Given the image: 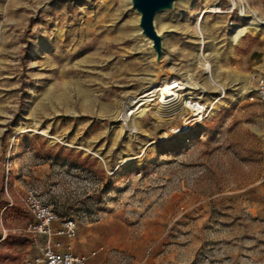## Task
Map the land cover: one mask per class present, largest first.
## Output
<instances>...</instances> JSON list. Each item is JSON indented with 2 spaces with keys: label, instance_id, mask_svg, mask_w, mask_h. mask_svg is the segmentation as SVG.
Listing matches in <instances>:
<instances>
[{
  "label": "rangeland",
  "instance_id": "rangeland-1",
  "mask_svg": "<svg viewBox=\"0 0 264 264\" xmlns=\"http://www.w3.org/2000/svg\"><path fill=\"white\" fill-rule=\"evenodd\" d=\"M232 1L161 12L157 63L130 0H0V264L41 257L32 206L75 221L61 242L88 264H264V105L249 101L264 26L234 44L250 15ZM153 74L192 75L207 117L174 135L186 111L154 101L124 120Z\"/></svg>",
  "mask_w": 264,
  "mask_h": 264
},
{
  "label": "built area",
  "instance_id": "built-area-1",
  "mask_svg": "<svg viewBox=\"0 0 264 264\" xmlns=\"http://www.w3.org/2000/svg\"><path fill=\"white\" fill-rule=\"evenodd\" d=\"M171 83L167 91L156 86L155 96L157 101L163 98L172 99L171 103L177 102L175 113L186 111L187 115L180 128L172 130L174 135H180L186 132L194 123L201 122L207 115L206 104L193 95H188L184 99H179L176 95L182 91L192 94V90H187L185 81L179 76L170 78ZM161 84V83H160ZM250 86L252 94L249 97L250 102H259L264 105V60L250 77ZM197 90V89H195ZM165 92V95H162ZM174 93L173 95H167ZM162 104V103H161ZM29 213L33 222L27 224L26 233L40 235L44 238V244L41 249V257H32L23 264H88L85 260L72 253L70 247L64 246L61 240H71L76 236L77 225L73 219H62L58 227L53 224L58 222L57 215L49 207L32 206Z\"/></svg>",
  "mask_w": 264,
  "mask_h": 264
},
{
  "label": "bare ground",
  "instance_id": "bare-ground-1",
  "mask_svg": "<svg viewBox=\"0 0 264 264\" xmlns=\"http://www.w3.org/2000/svg\"><path fill=\"white\" fill-rule=\"evenodd\" d=\"M181 1L182 0H176L175 3L181 2ZM175 3L173 4V6L175 5ZM232 3H233V6H238L240 8L242 16H246L247 14L250 15L249 16L250 17V23L247 26H245V27L236 26L234 28L231 40L234 44L235 43L237 44L238 40L241 37H243L246 33H248L251 29L256 30V28H255L256 26H264V20H262L260 17H258L256 15V13L252 10V8L250 7V5L248 4L247 1H245V0H233ZM211 12L219 13L220 11L213 8L211 10ZM160 16H161V12L157 13L154 17V20H153L154 28H155V31L158 35H160V31L164 27V25L162 24V22L160 20ZM259 31H261V30H259ZM136 32L139 33L140 30L138 29ZM161 45H162V49H163L164 44L162 42H161ZM205 56H206V54L203 51V40H202L200 42L198 60L207 64V60L205 59ZM151 58H152V60L154 59L153 56H151ZM161 58L165 59V55L161 54ZM151 76H153L152 81L147 85L146 90L143 91V95L141 96L139 102H137L135 100H131L125 107L124 120L130 122L131 124H133V120L135 118L142 117L146 114L148 109L151 110L152 109L151 104L154 101H157V97L155 96L156 95L155 94V89H156L155 83L156 82L158 83V81H161L160 82L161 84L158 87L165 89V92L167 91L168 86L171 84V83H169L170 77H164L161 79V78L157 77V75H155V74H153ZM192 79H193L192 75H189L187 79H184L185 85H186L185 89H187V90H195L196 89L192 86V85H195V83H193V82L188 83ZM207 81H208L209 85L213 86L214 88L222 89V87L218 83L216 71L214 70V68L212 66L207 67ZM165 92H162V95H165ZM173 94L174 93H172V94L168 93L167 95H173ZM188 95H192V94L189 92L182 91V92L178 93L176 95V97L182 100ZM198 98H201V97H198ZM171 101H172V99H167V98L160 99V101L158 100L159 106L155 109V111L162 118H169L170 119V118L176 116L177 112L175 113V111H176L178 103L177 102L171 103Z\"/></svg>",
  "mask_w": 264,
  "mask_h": 264
},
{
  "label": "water",
  "instance_id": "water-1",
  "mask_svg": "<svg viewBox=\"0 0 264 264\" xmlns=\"http://www.w3.org/2000/svg\"><path fill=\"white\" fill-rule=\"evenodd\" d=\"M176 0H130L131 9L138 15V28L140 34L151 42V49L155 54V61L158 63L162 54V37L154 28V17L157 13L168 11L173 8Z\"/></svg>",
  "mask_w": 264,
  "mask_h": 264
}]
</instances>
